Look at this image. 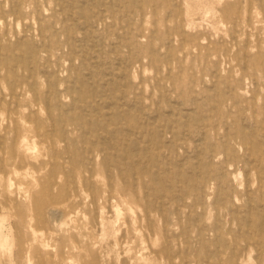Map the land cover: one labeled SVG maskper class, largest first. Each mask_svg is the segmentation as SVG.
Returning <instances> with one entry per match:
<instances>
[{
    "label": "rangeland",
    "instance_id": "374dc122",
    "mask_svg": "<svg viewBox=\"0 0 264 264\" xmlns=\"http://www.w3.org/2000/svg\"><path fill=\"white\" fill-rule=\"evenodd\" d=\"M263 219L264 0H0V264H264Z\"/></svg>",
    "mask_w": 264,
    "mask_h": 264
},
{
    "label": "bare ground",
    "instance_id": "6f19581e",
    "mask_svg": "<svg viewBox=\"0 0 264 264\" xmlns=\"http://www.w3.org/2000/svg\"><path fill=\"white\" fill-rule=\"evenodd\" d=\"M67 2H68V1H67ZM96 2H97V1H96ZM98 2H99V1H98ZM99 3H100V2H99ZM102 3H103V2H101V4H102ZM85 5H86V4H85ZM78 9H79V8H78ZM78 11H79V10H78ZM98 12H99V11H98ZM81 14H83V13H81ZM83 15H84V14H83ZM72 16H73V14H72ZM74 17H75V16H74ZM76 17H77V16H76ZM76 17H75V18H76ZM78 17H79V16H78ZM78 17H77V18H78ZM82 17H85V16H82ZM14 19H15V18H14ZM88 21H89V20H88ZM76 22H77V19H76ZM77 23L80 24L81 22H77ZM77 23H76V24H77ZM89 23H90V22H89ZM86 26H87V25H86ZM80 27H81V26H80ZM88 27H89V26H88ZM95 27H96V26H95ZM84 29H86V28H84ZM91 29H92V28H91ZM89 30H90V28H89ZM77 32H78V31H77ZM90 33H91V32H90ZM92 34H93V33H91L90 36H91ZM93 37H94V34H93ZM72 38H73V37H72ZM95 38H96V37H95ZM81 39H82V38H81ZM90 39H91V37H90ZM90 39H89V40H90ZM24 41H26V40H24ZM92 41H94V40H92ZM90 42H91V41H90ZM14 43H15V42H14ZM15 44H16V43H15ZM89 45L92 46V44H89ZM68 46H69V45H68ZM79 46H80V45H79ZM79 46L77 47L78 49H79ZM73 49H74V48H73ZM15 50H16V49H15ZM129 50H130V49H129ZM72 51H73V50H72ZM91 57H92V56H91ZM87 58H88V57H87ZM89 58H90V57H89ZM244 58H245V57H244ZM90 59H91V58H90ZM97 61H98V60H97ZM117 61H118V59H117ZM242 61H243V60H242ZM93 62H94V61H93ZM119 63H120V62H119ZM101 65H102V63H101ZM107 67H109V66L107 65ZM123 68H124V67H123ZM13 69H14V68H13ZM100 71H101V70H100ZM95 72H97V71H95ZM121 73H122V72H121ZM90 74L92 75V73H90ZM90 74H89V76L91 77ZM108 74H109V73H108ZM116 74H118V73H116ZM122 75H123V73H122ZM118 76H119V75H118ZM80 77H81V76H80ZM80 77H79V79H80ZM87 77H88V76H87ZM90 77H89V78H90ZM55 78H56V77H55ZM121 78H122V77H121ZM81 79H82V78H81ZM90 80H91V79H90ZM116 80H117V79H116ZM93 81H94V80L92 79L91 82H93ZM130 81H131V80H130ZM101 82H102V81H101ZM107 82H108V80H107ZM104 83H105V82H104ZM102 84H103V82H102ZM91 85H92V83H91ZM105 85H106V84H105ZM109 87H110V85H109ZM115 88H116V87H115ZM149 89H150V88H149ZM227 89H228V88H227ZM102 90H103V89H102ZM91 91H93V90H91ZM100 91H101V90H100ZM55 92H56V91H55ZM111 92H112V91H111ZM98 93H99V92H98ZM101 93H102V92H101ZM92 94H93V93H92ZM124 94H125V93H124ZM77 95H78V94H77ZM99 95H101V94H99ZM102 95H103V94H102ZM117 95H118V94H117ZM125 95H127V94H125ZM160 95H161V94H160ZM11 96H12V95H11ZM61 96H62V95H61ZM2 97H3V96H2ZM118 97H119V96H118ZM121 97H122V96H121ZM47 98H49V97H47ZM77 98H78V97H76V100H77ZM2 99H3V98H2ZM11 99H12V98H11ZM138 100H139V99H138ZM149 100H150V99H149ZM15 101H16V100H15ZM112 101H113V100H112ZM93 102H94V99H93ZM93 102H92V103H93ZM16 103H18V102H16ZM92 103H91V104H92ZM112 103H115V102L113 101ZM127 103H128V102H127ZM100 104H101V103H100ZM109 104H111V103L109 102ZM128 104H129V103H128ZM134 104H135V102H134ZM134 104H133V105H134ZM179 104H180V103H179ZM48 105H49V104H48ZM76 105H77V104H76ZM149 105H150V104H149ZM79 106H80V105H79ZM119 106H120V105H119ZM212 106H213V105H212ZM46 107H47V106H46ZM48 107H49V106H48ZM71 107H72V106H71ZM106 107H107V106H106ZM49 108H50V107H49ZM49 108H48V109H49ZM118 108H119V107H118ZM139 108H140V107H139ZM99 109H100V108H99ZM105 110H106V109H105ZM114 110H115V109H114ZM9 111H10V110H9ZM78 111H79V110H78ZM78 111H77V112H78ZM98 111H99V110H98ZM116 111H117V110H116ZM145 111H146V110H145ZM163 111H164V110H163ZM252 111H253V110H252ZM156 112H157V111H155V113H156ZM168 112H169V110H168ZM228 112H229V111H228ZM49 113H51V112L49 111ZM79 113H80V112H79ZM148 113H149V112H148ZM116 114H117V113H116ZM126 114H127V113H126ZM146 114H147V113H146ZM157 114H158V112H157ZM157 114H156V115H157ZM183 114H184V113H183ZM213 114H214V113H213ZM50 115H51V114H50ZM71 115H72V114H71ZM108 115H109V114H108ZM149 115H150V114H149ZM149 115H148V116H149ZM156 115L154 114L153 117H155ZM253 115H254V114H253ZM59 116H60V115H59ZM157 116H158V115H157ZM184 116H185V115H184ZM205 116H206V114H205ZM50 117H52V116H50ZM122 117H123V116H122ZM59 118H60V117H59ZM156 119H157V118H155V120H156ZM242 119H243V118H242ZM90 120L93 121V119H90ZM175 120H176V119H175ZM156 121H157V120H156ZM86 123H87L86 121L82 120L81 123L79 124L80 126L78 125L77 127H78L79 129H83V128H84L83 130H85V131H88V130H89V131L91 132L90 129H87V125H86ZM168 123H169V122H168ZM181 123H183V122H181ZM168 125H169V124H168ZM207 125H208V124H207ZM158 126H159V124H158ZM202 126H203V125H202ZM226 126H228V125H226ZM226 126H225V127H226ZM53 127H54V126H53ZM47 128H48V127H47ZM96 128H97V127H95V129H96ZM227 128H228V127H227ZM124 129H125V128H124ZM228 129H229V128H228ZM228 129H226V130H228ZM230 129H231V128H230ZM54 130H55V129H54ZM108 130H109L110 132H108V133L106 132L105 134H103V137H101L103 140H105V143L103 144L104 146H103V145H100V146H98V147H95V148H94L95 152H101V151H104L105 149H107V148H108V144L106 143V142H107V139L109 140V139L111 138L110 135H111L112 133H118L116 129H111V128H110V129H108ZM143 130H144V132H145V129H143ZM248 130H249V129H248ZM92 131H94V130H92ZM170 131H171V129H170ZM261 131H262V130H261ZM134 132H135V131H134ZM141 132H142V131H141ZM166 132H167V131H166ZM173 132H174V130H173ZM255 132H256V131H255ZM94 133H95V132H94ZM94 133H93V134H94ZM121 133H122V131H121ZM136 133H137V132H136ZM167 133H169V132H167ZM167 133H166V134H167ZM184 133H185V132H184ZM186 133H187V132H186ZM253 133H254V132H253ZM65 134H66V133H64V137L62 138L64 141L67 140V138L65 137ZM152 134H153V133H152ZM100 135H101V133H100ZM99 137H100V136H98V134H97V138H98V139H100ZM158 137H159V136H158ZM166 137H167V135H166ZM166 137H165V139H166ZM171 137H173V136H171ZM181 137H182V135H181ZM139 138H141V136H140ZM191 138H192V137H191ZM199 138H200V137H199ZM102 139H101V140H102ZM156 139H157V138H156ZM173 140H174V139H173ZM178 140H179V139H177V141H178ZM201 140H203V139L201 138ZM135 141H136V139H135ZM179 141H180V140H179ZM179 141H178V142H179ZM253 141H256V139L253 140ZM93 142H94V141H93ZM109 142H110V141H109ZM147 142H148V141H147ZM165 142H166V141H165ZM170 142H171V141H170ZM254 143H255V142H254ZM115 144H116V143H115ZM115 144H114V145H115ZM164 144H166V143H164ZM178 144H179V143H178ZM181 145H182V144H181ZM181 145H180V147L182 148L183 146H181ZM112 146H113V145H112ZM67 147H68V145H67ZM169 147H170V146H169ZM138 148H139V147H138ZM138 148H137V149H138ZM143 148H144V147H143ZM88 149H89V148H88ZM212 149H214V148H212ZM249 149H250V148H249ZM135 150H136V149H135ZM196 150H197V148H196ZM256 150H257V149H256ZM259 150H260V149H259ZM93 152H94V151H93ZM168 152H169V151H168ZM195 152H196V151H195ZM204 152H205V151H204ZM197 153H198V152H197ZM236 153H237V152H236ZM113 154H114V152H113ZM125 154H126V153H125ZM164 154H165V152H164ZM164 154H163V155H164ZM203 154H204V153H203ZM205 154H206V153H205ZM60 155H61V154H60ZM116 155H117V154H116ZM165 155H166V154H165ZM65 156H66V155H65ZM102 157H103V156H102ZM139 157H140V156H139ZM246 157H247V156H246ZM137 158H138V157H137ZM253 158H254V157H253ZM55 159H57V158H55ZM71 159H72V158H71ZM134 159H135V158H134ZM141 159H142V158H141ZM212 159H214V158H212ZM81 160H82V159H81ZM87 160H88V159H87ZM255 160H256V159H255ZM143 161H144V160H143ZM211 161H212V160H211ZM116 162H117V161H116ZM116 162H115V163H116ZM203 162H204V161H203ZM79 163H80V161H79ZM139 163H140V162H139ZM142 163H144V162H142ZM185 163H186V162H185ZM204 163H205V162H204ZM69 164H70V163H69ZM80 164H81V163H80ZM113 164H114V163H113ZM128 164H129V163H128ZM130 164H131V163H130ZM200 164H201V163H200ZM63 165L65 166V164H63ZM66 165H67V164H66ZM138 165H141V164H138ZM113 166H114V165H113ZM132 166H133V165H132ZM67 167H68V166H67ZM114 167H115V166H114ZM114 167H113V168H114ZM129 167H130V166H129ZM135 167H136V166H135ZM144 167H145V166H144ZM178 167H179V166H178ZM180 167H181V166H180ZM180 167H179V168H180ZM188 167H189V166H188ZM132 169H133V168H132ZM134 170H136V169H133V170H131V171H133V173H134V172H135ZM184 170H185V169H184ZM203 170H204V169H203ZM70 171H71V169H70ZM154 171H155V169H154ZM249 171H251V170H249ZM137 172H138V171H137ZM199 173H200V172H199ZM226 173H227V172H226ZM248 173H249V172H248ZM248 173L245 174V175H248ZM197 174H198V172H197ZM200 174H201V173H200ZM135 175H136V174H134L133 176H135ZM175 175H176V174H175ZM225 175H226V174H225ZM177 177H178V176H177ZM202 177H203V176H202ZM213 177H214V176H213ZM172 178H173V177H172ZM137 179H138V178H137ZM174 179H175V176H174ZM219 179H220V178H219ZM177 180H178V179H177ZM249 180H250V179H249ZM170 185H171V184H170ZM247 186H248V185H247ZM248 187H249V186H248ZM248 187H247V188H248ZM247 190H248V189H247ZM250 190H251V187H250ZM252 190H253V189H252ZM246 192H247V191H246ZM156 193H157V192H156ZM187 194H188V193H187ZM232 194H233V193H232ZM232 194H231V196H234V195H232ZM247 194H248V193H247ZM261 195H262V194H261ZM247 196H248V195H247ZM221 197H222V195H221ZM222 200H223V199H222ZM160 202H161V201H160ZM185 202H186V201H185ZM247 202H248V201H247ZM261 203H262V202H261ZM254 204H255V203H254ZM248 205H249V204H248ZM244 207H246V206L244 205ZM248 207H249V206H248ZM256 208H257V207H256ZM132 209H133V208H132ZM188 209H189V207H188ZM202 209H203V208H202ZM242 209H243V208H242ZM242 209H241V210H242ZM244 210H247V209H244ZM256 210H257V209H256ZM189 211H190V209H189ZM247 211H248V210H247ZM248 212H249V211H248ZM234 213H235V212H234ZM241 213H242V212H241ZM235 214H236V213H235ZM242 214H243V213H242ZM242 214H241V215H242ZM205 215H206V214H205ZM239 216H240V215H239ZM242 216H243V215H242ZM191 217H192V215H191ZM244 217H245V216H244ZM248 218H249V217H248ZM246 219H247V218H246ZM241 220H243V219H241ZM247 220H248V219H247ZM263 220H264V219H263ZM229 222H230V221H229ZM249 222H250V221H249ZM260 224H262V223H260ZM224 225H225V224H224ZM102 227H103V225H102ZM189 227H190V226H189ZM224 230H225V228H224ZM239 230H241V229H239ZM246 232H247V230H246ZM221 239H222V238H221ZM221 239H220V240H221ZM220 240H219V241H220ZM243 240L246 241L249 245L255 246V243L252 241V238H249V237H246V236H245V238H244ZM170 241H171V240H170ZM214 241H215V240H214ZM216 241H217V240H216ZM216 243H217V242H216ZM260 243H261V242H260ZM170 244H171V243H170ZM168 245H169V244H168ZM246 245H247V244H246ZM218 246H219V245H218ZM230 248H231V247H230ZM122 249H123V248H122ZM234 249H235V248H234ZM125 255H126V254H125ZM209 257H210V256H209ZM212 257H213V255H212ZM209 262H210V261H209ZM209 262H208V263H209Z\"/></svg>",
    "mask_w": 264,
    "mask_h": 264
}]
</instances>
